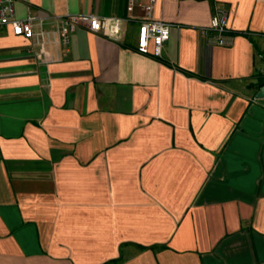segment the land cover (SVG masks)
Wrapping results in <instances>:
<instances>
[{
  "label": "crops",
  "instance_id": "crops-1",
  "mask_svg": "<svg viewBox=\"0 0 264 264\" xmlns=\"http://www.w3.org/2000/svg\"><path fill=\"white\" fill-rule=\"evenodd\" d=\"M126 1L13 0L34 32L114 38L0 27V264H264V0H155L160 58Z\"/></svg>",
  "mask_w": 264,
  "mask_h": 264
},
{
  "label": "built area",
  "instance_id": "built-area-1",
  "mask_svg": "<svg viewBox=\"0 0 264 264\" xmlns=\"http://www.w3.org/2000/svg\"><path fill=\"white\" fill-rule=\"evenodd\" d=\"M127 0V8H138L143 17L138 21L135 51L139 54L160 58L163 43L168 38L170 24L152 19L150 17L155 0ZM13 0H0V27L9 26L14 36H21L27 40H34L36 44L53 43L66 46L69 33L76 25L81 24L92 33H101L108 38H114L120 34L121 20L96 16H65L60 19V26L51 32H34L31 28V19L15 20L12 16ZM208 31L216 37L218 46L224 45L223 35L226 30V16L223 13H215L209 19Z\"/></svg>",
  "mask_w": 264,
  "mask_h": 264
},
{
  "label": "water",
  "instance_id": "water-1",
  "mask_svg": "<svg viewBox=\"0 0 264 264\" xmlns=\"http://www.w3.org/2000/svg\"><path fill=\"white\" fill-rule=\"evenodd\" d=\"M256 98H264V85L259 88L258 92L255 94Z\"/></svg>",
  "mask_w": 264,
  "mask_h": 264
},
{
  "label": "trees",
  "instance_id": "trees-1",
  "mask_svg": "<svg viewBox=\"0 0 264 264\" xmlns=\"http://www.w3.org/2000/svg\"><path fill=\"white\" fill-rule=\"evenodd\" d=\"M264 85V81H260L259 83H258V87L260 88V87H262ZM163 247V246H162ZM144 248V247H143ZM146 249V248H145Z\"/></svg>",
  "mask_w": 264,
  "mask_h": 264
}]
</instances>
